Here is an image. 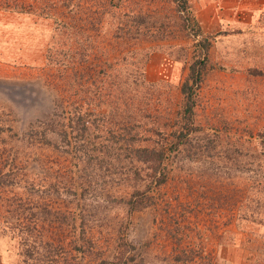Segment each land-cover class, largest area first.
Returning <instances> with one entry per match:
<instances>
[{"label":"rangeland","instance_id":"374dc122","mask_svg":"<svg viewBox=\"0 0 264 264\" xmlns=\"http://www.w3.org/2000/svg\"><path fill=\"white\" fill-rule=\"evenodd\" d=\"M9 1L0 264H264L261 12L248 0ZM204 57L180 137L183 83Z\"/></svg>","mask_w":264,"mask_h":264},{"label":"trees","instance_id":"16d2710c","mask_svg":"<svg viewBox=\"0 0 264 264\" xmlns=\"http://www.w3.org/2000/svg\"><path fill=\"white\" fill-rule=\"evenodd\" d=\"M9 1V0H8ZM13 1V0H12ZM9 1L8 4H10ZM16 3L15 5V11H26V7L23 4H18L17 1H14ZM67 3V2H64ZM44 9H48V7H44ZM207 57V55H206ZM206 57H204L201 61L200 64L201 66L199 67V69L197 68V62H194L191 65V72L189 74V76L187 77V79L184 81L183 83V89H182V93L184 94V101H183V106H182V110L184 113V117L186 118L184 120V123L182 125V128L180 129V133L179 136L180 137H185L188 134V131H185V128H188V125H190V123L192 122V112L194 110L195 105L197 104V88L196 84H198V80L201 77V73H202V69L205 68L206 66ZM143 153H145V160H149L150 158L154 157L157 160H161L163 159V150H153L151 152H149L148 150L145 149V147H143V149H141ZM140 201V199H139Z\"/></svg>","mask_w":264,"mask_h":264},{"label":"crops","instance_id":"0c3cea01","mask_svg":"<svg viewBox=\"0 0 264 264\" xmlns=\"http://www.w3.org/2000/svg\"><path fill=\"white\" fill-rule=\"evenodd\" d=\"M243 9L251 12V17L253 18L254 21L256 20L258 13L261 12V14H262L261 18L264 21V0H248L245 8H243ZM262 26H264V25H262ZM263 33H264V31H263Z\"/></svg>","mask_w":264,"mask_h":264},{"label":"clouds","instance_id":"9594fccd","mask_svg":"<svg viewBox=\"0 0 264 264\" xmlns=\"http://www.w3.org/2000/svg\"><path fill=\"white\" fill-rule=\"evenodd\" d=\"M5 264H8V262H7V261H5Z\"/></svg>","mask_w":264,"mask_h":264}]
</instances>
